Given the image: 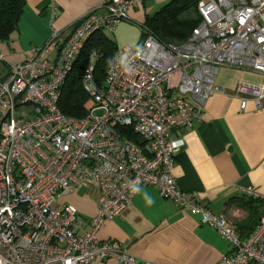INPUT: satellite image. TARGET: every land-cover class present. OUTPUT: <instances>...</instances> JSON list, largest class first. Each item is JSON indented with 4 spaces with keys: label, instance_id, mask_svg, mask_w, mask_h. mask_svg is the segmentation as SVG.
<instances>
[{
    "label": "built area",
    "instance_id": "1",
    "mask_svg": "<svg viewBox=\"0 0 264 264\" xmlns=\"http://www.w3.org/2000/svg\"><path fill=\"white\" fill-rule=\"evenodd\" d=\"M141 2L100 0L105 13L86 10L64 42L54 46L49 39L33 48L0 79V264H158L98 237L142 185L217 230L230 247L217 264H264V213L243 239L230 220L180 189L174 165L185 141L170 135L201 119L206 102L221 91L215 84L220 67L264 76V0H200V22L178 45L159 41L130 17ZM122 21L138 27L142 42L117 48L103 80L94 78L93 50L82 73L87 114L66 116L58 100L85 42ZM235 93L241 111L249 102L264 106V81L239 83ZM82 187L101 195L86 230L77 224L76 208L60 203Z\"/></svg>",
    "mask_w": 264,
    "mask_h": 264
},
{
    "label": "crops",
    "instance_id": "2",
    "mask_svg": "<svg viewBox=\"0 0 264 264\" xmlns=\"http://www.w3.org/2000/svg\"><path fill=\"white\" fill-rule=\"evenodd\" d=\"M172 0H142L129 15L138 22L156 13ZM54 6V13L51 6ZM93 8L105 13L100 0H26L15 31L9 40L0 41V79L9 65L21 61L33 48L52 39L54 46L73 32L75 22ZM117 46L137 48L143 40L140 30L122 21L112 32H104ZM109 33V34H108ZM57 52L53 47L50 57ZM264 76L252 69L222 66L215 84L221 89L204 105L201 119L185 129H173V139L183 138L184 147L175 156L177 185L196 194L212 213L239 228L251 205L264 196V106L255 109L249 102L240 110L235 93L239 83L258 86ZM241 98L251 99L248 94ZM101 195L94 187H82L61 198L77 210L81 230L89 228ZM100 240L117 241L134 257L158 264H217L230 250L228 242L215 228L200 222L199 215L185 212L169 199L162 198L150 185L139 186L129 204L99 231ZM92 264H116V260H94Z\"/></svg>",
    "mask_w": 264,
    "mask_h": 264
},
{
    "label": "trees",
    "instance_id": "3",
    "mask_svg": "<svg viewBox=\"0 0 264 264\" xmlns=\"http://www.w3.org/2000/svg\"><path fill=\"white\" fill-rule=\"evenodd\" d=\"M200 0H172L162 6L156 13L146 16L143 26L163 43L181 44L192 33L200 22L197 4ZM26 0H0V41H7L17 31V25ZM97 52L94 63V78L103 80L106 68L117 50L116 44L108 38L104 31H96L85 42L72 70L68 74L58 100L59 110L66 116L82 118L87 114L85 104L88 94L82 85V73L89 63L91 52ZM130 138L140 144L139 138ZM260 204L251 205L247 218L239 228L247 237L256 228L259 218L264 213V201L256 199ZM244 239V238H243Z\"/></svg>",
    "mask_w": 264,
    "mask_h": 264
},
{
    "label": "rangeland",
    "instance_id": "4",
    "mask_svg": "<svg viewBox=\"0 0 264 264\" xmlns=\"http://www.w3.org/2000/svg\"><path fill=\"white\" fill-rule=\"evenodd\" d=\"M75 24H76V22H75ZM75 27V26H74ZM109 34V33H108ZM0 68H1V63H0Z\"/></svg>",
    "mask_w": 264,
    "mask_h": 264
},
{
    "label": "clouds",
    "instance_id": "5",
    "mask_svg": "<svg viewBox=\"0 0 264 264\" xmlns=\"http://www.w3.org/2000/svg\"><path fill=\"white\" fill-rule=\"evenodd\" d=\"M121 62L123 63V60ZM125 71L127 72V69Z\"/></svg>",
    "mask_w": 264,
    "mask_h": 264
}]
</instances>
